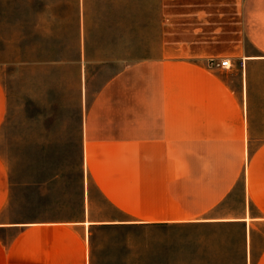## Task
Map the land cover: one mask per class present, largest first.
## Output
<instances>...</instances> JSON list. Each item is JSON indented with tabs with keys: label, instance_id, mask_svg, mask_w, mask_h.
Masks as SVG:
<instances>
[{
	"label": "crops",
	"instance_id": "0c3cea01",
	"mask_svg": "<svg viewBox=\"0 0 264 264\" xmlns=\"http://www.w3.org/2000/svg\"><path fill=\"white\" fill-rule=\"evenodd\" d=\"M231 7L226 35L210 7L171 15L158 53L122 68L86 106L85 174L103 206L114 208L111 218L102 208L95 215L84 194L77 217L13 220L0 158V264H92L93 230L108 222L242 224L245 264H264V136L255 132L245 76L238 94L209 64L264 60V0ZM207 24L216 27L203 32ZM221 41L220 51L213 46ZM6 114L0 81V128Z\"/></svg>",
	"mask_w": 264,
	"mask_h": 264
},
{
	"label": "rangeland",
	"instance_id": "374dc122",
	"mask_svg": "<svg viewBox=\"0 0 264 264\" xmlns=\"http://www.w3.org/2000/svg\"><path fill=\"white\" fill-rule=\"evenodd\" d=\"M186 7L218 11L227 34L231 0H0V81L7 96L0 158L13 220L77 217L84 194L92 196L95 215L101 208L115 215L85 174V108L118 71L157 54L165 23ZM213 47L221 51L227 42ZM230 58L232 66L220 69L238 94L245 76L255 132L264 136V60ZM243 234L242 224L108 222L93 230L92 264H245Z\"/></svg>",
	"mask_w": 264,
	"mask_h": 264
},
{
	"label": "built area",
	"instance_id": "2783aa9c",
	"mask_svg": "<svg viewBox=\"0 0 264 264\" xmlns=\"http://www.w3.org/2000/svg\"><path fill=\"white\" fill-rule=\"evenodd\" d=\"M209 64L211 66H217L222 68H230L231 67V61L229 58H222V59H210Z\"/></svg>",
	"mask_w": 264,
	"mask_h": 264
},
{
	"label": "trees",
	"instance_id": "16d2710c",
	"mask_svg": "<svg viewBox=\"0 0 264 264\" xmlns=\"http://www.w3.org/2000/svg\"><path fill=\"white\" fill-rule=\"evenodd\" d=\"M81 178L83 179V173H82V177Z\"/></svg>",
	"mask_w": 264,
	"mask_h": 264
}]
</instances>
